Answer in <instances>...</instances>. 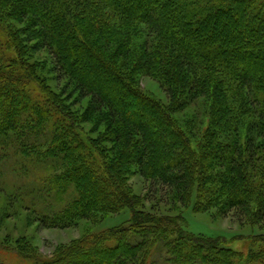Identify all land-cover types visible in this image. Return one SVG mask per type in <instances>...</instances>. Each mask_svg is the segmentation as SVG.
<instances>
[{
	"label": "trees",
	"instance_id": "trees-1",
	"mask_svg": "<svg viewBox=\"0 0 264 264\" xmlns=\"http://www.w3.org/2000/svg\"><path fill=\"white\" fill-rule=\"evenodd\" d=\"M0 31V166L21 176L42 167L40 192L24 186L10 198L26 207L43 190L59 199L73 188L61 211L41 214L46 227L122 211L131 224L32 264H111L120 255L116 264H149L159 241L176 264H242L219 239L185 235L180 219L143 210L128 177L139 172L184 203L196 193L222 216L264 221V0H0ZM34 36L59 78L90 100L82 116L30 64ZM144 73L163 84L169 104L144 93ZM202 99L211 130L196 152L173 116ZM92 113L104 119L87 131ZM254 256L264 264V244Z\"/></svg>",
	"mask_w": 264,
	"mask_h": 264
},
{
	"label": "rangeland",
	"instance_id": "rangeland-1",
	"mask_svg": "<svg viewBox=\"0 0 264 264\" xmlns=\"http://www.w3.org/2000/svg\"><path fill=\"white\" fill-rule=\"evenodd\" d=\"M227 23L229 24V22ZM0 33L2 35L1 31ZM146 36L140 35L136 43H143ZM97 37L95 36V39ZM232 41L235 44L237 42V40ZM28 44L29 53L27 58H29L30 64H41L45 70L43 72L38 70L39 74L47 78V84L50 85L51 90L56 91L57 94L64 95L63 98L65 99L70 98L69 103L74 104V110L82 116L83 111L89 106L90 100H79L73 86L67 79L59 78V75L54 70L53 59L39 38L36 39L35 36L28 37ZM136 52L138 53V50ZM163 77L165 76L163 75ZM138 84L147 95L152 96L163 104H169L170 99L166 88L157 78L149 73H144L139 77ZM207 106L208 104L202 99L192 104L186 111L173 116L177 126L191 140L192 150L196 152H199L198 143L207 138L206 132L211 130L207 123ZM92 116L93 118L90 121L84 123L87 131L95 130L97 128L95 123L104 119L101 113L99 115L96 114V116L92 113ZM250 121V116H246L244 124L241 125L239 134L242 139L245 138L247 130L251 127ZM106 126L107 119L104 120L98 130L102 132ZM98 135L97 133L89 134L91 138H95ZM109 146H112V143H109ZM213 154L214 152L209 154L212 157L210 159L211 163H218L216 160L218 154ZM16 162L13 160L9 164H15ZM217 163H215L214 168L218 169ZM261 166L264 167V162ZM31 167L33 169H30L29 175H23L22 173L23 176H21L16 174V172H12L17 167H10L8 164H1L0 166V263L32 264L41 258H53L83 244L92 243L94 239H97L102 234L106 237L110 230L113 232L117 229L131 227L128 219L129 213L126 211L118 214L99 215L95 220H83L78 225L68 228L51 225L46 227L41 221V214L44 212L53 214L61 211L76 194L73 188H69L62 197L57 199L58 197L55 198L53 193V195H49L47 191L43 190L42 192L46 195L40 193L37 196L38 200L30 201L29 199L25 203V206L29 209L22 207L15 199L12 200L10 198L13 193L17 194L22 191L25 188L21 187L24 186L37 191V193L42 190L37 182V177L42 173V167ZM259 178L254 181H259ZM128 186L134 194L140 195L142 199L146 200L145 209H143L146 212L180 219L179 223L185 235L219 239L225 248L234 252L242 264H252L250 262L251 259L258 258L254 254H257L259 246L264 244V221L252 224L249 218L237 216L235 212H229L222 216L216 208L205 209L204 202L196 199V193L186 198L184 203V201H179L174 193H166L165 188L161 184L143 178L139 172L133 173L128 177ZM31 202L36 207L34 205L32 207ZM196 202H198L197 206ZM39 203L41 205H38ZM20 249L27 255H32V257L29 259L25 258L22 252L19 251ZM169 250V246L165 245L163 241H159L154 247L149 264H176L170 260ZM123 256L120 255L115 258L111 264H116L117 260ZM184 263L186 264L187 262Z\"/></svg>",
	"mask_w": 264,
	"mask_h": 264
}]
</instances>
